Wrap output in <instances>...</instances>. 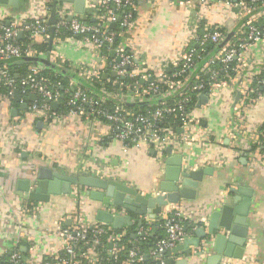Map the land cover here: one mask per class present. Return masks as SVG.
I'll use <instances>...</instances> for the list:
<instances>
[{"label":"built area","instance_id":"built-area-1","mask_svg":"<svg viewBox=\"0 0 264 264\" xmlns=\"http://www.w3.org/2000/svg\"><path fill=\"white\" fill-rule=\"evenodd\" d=\"M131 1L84 0V5L96 12L92 24L75 16L72 5L69 8L64 2L57 4L55 33L61 28H67L74 43L87 46L97 58V61L91 64L76 65V70L73 69L72 72L89 83L98 79L100 72L107 75L106 79L111 76L110 73L115 72L116 78L123 80L127 77L131 80L113 91L105 90L101 85V95L97 99L88 96L85 90L77 88L66 102L67 109L59 113L52 109L51 102L60 98L61 92L57 88L60 83H51L40 74L43 68L41 65L29 64L24 73L16 76L8 67L10 63L3 62L11 58L27 60L38 54L35 45L48 40L47 21L50 6L44 5L37 14L27 19L8 20L6 14L0 15V108L6 106L8 112L15 91L21 96L34 95L35 98L28 101L23 113L35 120H41L48 126L55 120L68 116H84L85 111L81 105L85 103L95 107L90 112L93 120L104 118L110 124L111 133L107 138L118 140L123 151L154 150L158 153L157 160L163 162L164 152L168 146L173 149L181 144L195 142L202 150L207 149L213 131L203 126L200 118L194 114L200 93L203 92L208 99L224 91L234 94L235 97L238 94L237 100L234 101L236 104L234 109L237 108V112L244 107L248 108L259 96L264 95L261 92L255 97L250 95L253 91L250 85L254 75L249 73L247 76L246 72L251 61V47L264 45V0H181L185 10L182 25L187 31V36L173 58L157 57L155 62L148 59L138 43L133 40L125 43L121 41L124 31L135 22L133 13L136 12V5ZM126 5H130V10H123L119 14L118 11ZM112 23L116 24L115 28L110 27ZM19 34L27 37L25 44L18 42ZM59 38L55 36L54 40ZM207 43H211L214 49L207 55V59L201 62L206 52L208 53ZM104 47L108 50V56L102 53ZM110 50L114 51L113 57L109 56ZM58 60L64 62L60 56H52L50 51V62L66 66L57 63ZM67 66L71 67V64ZM258 82L264 92V79H259ZM193 96L195 103L189 108L187 103ZM170 97L176 98L173 104L167 101ZM108 98L115 100L112 111L102 106ZM123 101L155 107L145 111H127L120 104ZM235 119L239 121L242 116L235 115L229 121L232 128L239 126V122L232 123ZM3 125L7 130L8 126L11 127L0 120V127ZM241 134L245 135L251 145H257L250 153L252 161L257 162L256 156L261 153L258 145L263 134L260 136L256 130L249 133L243 130ZM84 148L85 146L82 152L88 153L89 150ZM2 149L0 144V153ZM260 160L264 162V153ZM83 168H80L79 174H85L90 170L92 172L90 175L115 179L111 173L104 170ZM73 192L76 208L70 214L69 225L57 222L53 231L45 227L41 229L58 235L61 240L60 247L45 254L41 252L39 244L25 234L28 217L36 214L37 209L25 202H18L12 206L8 214L10 221L17 228L18 236L12 247L0 251V262L5 260L8 264H104L103 258L94 250V246H102L100 238L106 234V241L111 244L110 248L115 244L114 248L109 250L110 255L114 254L115 257L123 248L116 245L119 235L113 234V227L104 222L86 224L81 212L83 196L77 191ZM111 213L125 214V211L115 209ZM192 218L190 212L177 208L171 216L163 220L165 233L158 238L150 252L155 261L158 260L157 254L165 248L174 247L185 240L187 232L183 229V221H191L194 228L193 223L196 222H193ZM205 221L206 216L197 222L204 224ZM88 231L91 232V237H88ZM141 232V229L137 230L138 234ZM23 237L30 243L31 256L28 258L24 257L19 247V241ZM205 243L203 240L201 244ZM141 260L142 256L135 249H130L122 263L135 264ZM157 264L164 263L160 260Z\"/></svg>","mask_w":264,"mask_h":264},{"label":"crops","instance_id":"crops-1","mask_svg":"<svg viewBox=\"0 0 264 264\" xmlns=\"http://www.w3.org/2000/svg\"><path fill=\"white\" fill-rule=\"evenodd\" d=\"M136 5V19L132 27L124 31L121 41L133 40L147 54L148 59L155 62L157 57H174L181 41L187 36V31L182 27L185 10L181 0H134ZM69 8L73 2L64 1ZM51 6V0H19L16 6L0 4V15L6 14L8 20L30 18L37 14L44 5ZM84 7H86L84 5ZM74 8V7H73ZM90 8V7H88ZM74 15L80 18L76 11ZM96 17L92 11L85 15L87 23ZM81 19V18H80ZM95 20V19H94ZM19 34L17 39L22 38ZM52 56H60L61 65L71 64L69 69L76 70L78 64H91L97 61L87 46L74 43L72 36L60 37L53 41ZM251 61L246 69L254 75L253 82L262 76L264 79V45L251 47ZM45 52L38 53L30 59H24L22 64H15L13 71L16 76L23 73L25 66L36 60L38 63L45 57ZM40 57V59H38ZM48 59V58H47ZM50 61V58L48 59ZM56 64V63H55ZM259 84V82H258ZM63 98L59 99L55 111L62 110ZM15 101H10V108H0V120L4 124H10L8 130L5 125L0 127V144L3 149L0 153V251L13 246L18 236L17 228L9 219L10 208L18 202L28 203L25 197L17 194V181L30 178L36 174L39 167L54 169L58 174L65 176L90 175V168L104 170L114 176L113 178L136 188L145 196H154L162 193L160 184L167 182L164 177L167 159L176 154L181 156L180 167L182 170H197L210 168L196 190L194 199H181L176 204L162 207V213L158 219L143 217L142 223L148 225L156 237L163 236V226L156 225L159 220L172 215L177 208L190 212L192 221L196 222L194 228L186 229L188 238L195 237V230L204 226L197 221L206 216L210 208H216L221 204L220 199H229L233 194L230 188H249L251 203L248 211V233L244 245V253L241 258L222 259L224 264H263L264 263V162L260 160L262 152L258 153L257 162L251 159V144L241 132L243 130L258 131L264 124V95L257 98L256 102L237 112L235 108V96L230 92H221L210 97L206 103L194 108V114L200 118L201 124L213 131L207 149L202 150L199 144H181L172 149V152H164L163 162L157 160L158 153L155 151L130 149L123 151L121 143L116 139H108L111 133L110 124L102 120H93L92 117H67L55 120L52 124L39 125V121L27 116L20 108L30 101L29 96H21ZM237 115L242 119L238 128H232L229 121ZM86 143V144H85ZM85 144V145H84ZM83 146L88 153L82 152ZM84 148V150H85ZM260 149V148H259ZM203 156L205 159L203 160ZM205 161V162H204ZM82 166V167H81ZM88 168L87 173L79 174L80 168ZM84 169V168H83ZM108 174V173H106ZM72 190L83 196L81 212L86 224L99 222L96 219V211L105 209L114 212L112 205L106 206L99 201L90 200L85 195V187L72 184ZM70 194L51 195L48 202H34L28 204L36 208V214L28 217L25 234L32 237L39 244L42 253H48L60 247L61 240L58 235L50 234L41 230L55 229L57 222L69 225L70 214L76 208L74 192ZM220 201V203H219ZM233 205H236L235 203ZM125 214L128 213L126 210ZM138 216L132 214V224H137ZM189 223L191 221L187 220ZM70 223V222H69ZM138 225V224H137ZM127 226H123L124 230ZM114 230V228H113ZM159 238V237H158ZM202 240L198 244L189 246L190 255L178 251L164 256L169 258L171 264L185 262V264H205V256H196L195 252L201 249ZM30 243L26 237L19 241V247L24 257L31 256ZM210 254V253H207ZM149 258L152 257L148 254ZM46 257V256H45ZM222 262V261H221ZM182 263V264H183ZM123 264V263H119Z\"/></svg>","mask_w":264,"mask_h":264},{"label":"water","instance_id":"water-1","mask_svg":"<svg viewBox=\"0 0 264 264\" xmlns=\"http://www.w3.org/2000/svg\"><path fill=\"white\" fill-rule=\"evenodd\" d=\"M19 0H0V4H8L10 6H16ZM69 1L73 2L74 11L80 14L82 20L85 19L87 13L94 11L93 8L84 7V0H51L50 13L48 17V40H47V53L45 57H38L41 66H49L48 68L56 70L58 72H64V68L57 64L50 62V51L53 47V41L55 37V25H56V6L59 2ZM71 16L68 17V20ZM94 21V18H91ZM116 24H110L111 28H115ZM109 56H114V51L110 50ZM48 58V59H47ZM119 60V58H117ZM5 63L22 64L23 58H11L4 60ZM35 62H37L35 60ZM115 77L116 73H110ZM107 77V75H103ZM151 78H149V81ZM15 98L18 100L20 94L15 91ZM34 95H30L29 99L33 100ZM63 98V95H60ZM238 94L235 97L237 100ZM208 100L207 96L202 92L198 96V100L195 104L196 107H200ZM131 105H141V103H135ZM51 107L56 110L58 102H51ZM20 108L25 110L27 104L22 105ZM42 122L39 121V125ZM154 152V150H151ZM166 153H171L172 148L167 147ZM179 154L167 159L165 162L167 166L165 168L164 177L167 182L160 184L162 193H158L154 196H145V194L139 192L136 188L125 184L117 179L102 178L93 175H79V176H65L58 174L54 169L47 167H39L36 174L30 178H23L17 181L16 191L18 196L25 197L27 200L33 202H48L51 195L70 194L72 192V184H78L85 187V195L94 201H99L103 205H112L116 208L126 210V214H113L105 209H98L96 211V219L111 225L114 229L120 230L124 225L129 226L132 224V214L138 216L137 224L142 225L143 217L148 216L150 219L160 218L162 213V207L169 204H176L181 199H194L196 190L203 178V174H208L210 168H203L197 170H182L180 167ZM229 193L233 194L229 199L231 203L220 199L222 202L216 208H210L206 213V221L204 226H200L195 230V237H186L182 243L176 244L174 247L165 248L162 252L157 254L158 263L160 260L164 264H171L169 258H164L165 255L171 252L176 253L181 251L190 255L189 246L191 244H198L200 241L205 240V244L201 246L200 250L195 252L196 256H205V264H224L222 259L225 258H241L244 253V245L248 233V211L251 203V193L249 188L240 187L230 188ZM220 203V201H219ZM236 205H233V204ZM70 220H66L69 224ZM186 231V226H184ZM160 238V236H158ZM111 247V244H109ZM23 247L21 248V250ZM210 253V254H207ZM149 255H145V259H148ZM183 264L186 263V260ZM222 261V262H221ZM119 263V262H118ZM178 262V264H182Z\"/></svg>","mask_w":264,"mask_h":264},{"label":"trees","instance_id":"trees-1","mask_svg":"<svg viewBox=\"0 0 264 264\" xmlns=\"http://www.w3.org/2000/svg\"><path fill=\"white\" fill-rule=\"evenodd\" d=\"M135 1L132 0L131 3H134ZM130 5H126V6H122L121 11H118V13H122L123 10L128 11L130 10ZM137 13L134 12L133 13V18L136 19ZM94 21L90 22L89 24H92ZM183 27V25H182ZM116 29L119 30V27H117ZM56 37H67V36H71V32L67 29V28H61L60 30H57V32L55 33ZM19 43L21 44H25L27 42V37L25 35L22 36L21 39L18 40ZM117 41L114 42V44H116ZM182 43V41H181ZM181 45V44H180ZM180 45L178 46V49L180 48ZM36 50L38 51V53L41 52H45L47 49V42H41L39 44L35 45ZM213 45L211 43H207L206 46V50L208 51V53L206 52L204 58L202 59L201 62L205 61L207 59V55H209L210 53L213 52ZM102 53L106 54V56H108V50L107 48H103L102 49ZM30 59V58H29ZM32 62H29L25 68L29 65V64H38L40 65V63L35 62L33 59H31ZM201 62H198L199 64H201ZM15 64L10 63L8 64V67L10 68V70L13 71V68ZM43 68L40 71V74H42L44 77H46L51 83H55V82H59L60 84L58 85V90L61 92V94L63 95V99L61 100V102L63 103V107L62 110H66L67 106H66V102L68 100V98H70L71 93L76 90L77 88H80L82 90H85L86 94L88 96H92L94 99L98 98V96L101 95L100 92V88L101 85L104 86L105 90L108 91H113L115 89H117L118 87H120V85L130 82L131 80L127 77H125L123 80L122 79H118L116 77L113 76H109L107 79L103 77V72H100L99 78L96 79L94 82L89 83L86 82L85 80L79 78L77 76V74L75 72H72L68 67L64 66V72H58L56 70H52L50 68H48L49 66L45 65L42 66ZM14 72V71H13ZM25 72V71H24ZM23 72V73H24ZM259 79H262V76H256ZM257 80H255V82H253L252 84V92L250 93V95L252 97H255L257 95L258 92H261V94H264V92L261 90V85L258 84V82H256ZM26 97H28L26 95ZM61 99V98H59ZM13 101L14 98L12 99ZM176 98L175 97H170L167 99L169 104H173L175 102ZM113 103H115V100L112 98H108V100L102 105L105 109L112 111L113 109ZM195 103V96H193L192 100L187 103V106L189 108H192L194 106ZM127 111L128 110H135V111H145L147 109H153L155 107V105L151 106V105H146V104H141V105H131L128 101H123L120 103ZM84 109V116H88L91 118L92 113L91 109L95 108L94 106H90V105H86L85 103H83L81 105ZM83 117V116H81ZM103 121L107 122L106 120H104V118H100ZM258 133L263 134V137H260V144L258 145L260 148V151L262 153H264V124L261 128H259V130L257 131ZM257 147V145H252L251 146V150L255 149ZM28 204L30 203H34L33 201L27 200ZM159 226H163V221L159 220L158 224ZM183 225L186 226V229L189 230L192 228V224L189 223L187 220L183 221ZM141 229L142 232L141 234L137 233V230ZM113 234L119 235V239L116 240V245L117 246H122L123 248L116 254V256L114 257L113 255H110L109 250L113 249L115 244H113V248L109 247V242L106 241V235H103L100 238V241L103 243L102 246H94V250L103 258V263L104 264H119L122 263L126 260L127 256H128V251L130 249H135L139 255L142 256V260L139 262H136L135 264H157V262L155 260H153L152 257L145 259V255H148L152 249L155 246L156 241L158 240V237H156V234L152 233V231L148 228V225H145L144 223H142V225L138 226L137 224H131L129 226H127L124 230L120 229V230H112ZM88 237H91V232L88 231ZM115 243V241H114ZM45 260V259H44ZM119 262V263H118ZM0 264H8L7 262H5V260L1 261Z\"/></svg>","mask_w":264,"mask_h":264}]
</instances>
